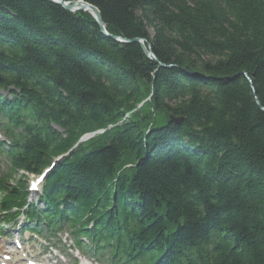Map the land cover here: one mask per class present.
Listing matches in <instances>:
<instances>
[{"label": "trees", "instance_id": "obj_1", "mask_svg": "<svg viewBox=\"0 0 264 264\" xmlns=\"http://www.w3.org/2000/svg\"><path fill=\"white\" fill-rule=\"evenodd\" d=\"M82 1L126 43L0 0L3 221L107 264H264V0Z\"/></svg>", "mask_w": 264, "mask_h": 264}, {"label": "water", "instance_id": "obj_2", "mask_svg": "<svg viewBox=\"0 0 264 264\" xmlns=\"http://www.w3.org/2000/svg\"><path fill=\"white\" fill-rule=\"evenodd\" d=\"M49 1L54 3V4H56V5H58V6H60L66 12H69V13H72V14H75V13H78V12H87V13H89L91 15V17L94 19V21L96 22V24L99 26V28H100V30H101L103 35H105L107 37H110L112 39H115L118 42L126 43V41H124V40L109 36L106 33L105 29H104V25H103V22H102V19H101V16H100L98 10L96 8H94L93 6H91V5L84 3L82 0H78V1H74V2H64L63 0H49ZM134 42H137L141 46L143 52L145 53V55L150 60L155 61L152 53L150 52V48L148 46H147V48L145 47L144 41H142V40H134ZM170 119L175 124H178L181 121V119L173 118L172 116L170 117ZM88 138H90V135L84 136L80 140V142H83V141L87 140Z\"/></svg>", "mask_w": 264, "mask_h": 264}, {"label": "rangeland", "instance_id": "obj_3", "mask_svg": "<svg viewBox=\"0 0 264 264\" xmlns=\"http://www.w3.org/2000/svg\"><path fill=\"white\" fill-rule=\"evenodd\" d=\"M0 141H3V138L2 136H0ZM35 179V177H30V180L33 181ZM1 198V196H0ZM30 200H34V197L31 198ZM0 234V254L4 251V252H7L9 250H12L13 248V241L18 237L17 235V232H12L11 234H6V236L8 237H5V234ZM26 238H27V235L23 236L22 238L20 237V239L25 242L26 241ZM66 242L67 244L69 245L68 243V240L66 239ZM62 246L64 245V242L62 241L61 242ZM23 243H21V247H23ZM25 246L28 247V252L30 254V256H34L36 259H37V255H35L37 252H38V247L36 245H30V244H26ZM64 249H66V247L64 246ZM2 254H5V253H2ZM61 259V260H60ZM60 259L58 260V264L59 263H63V264H67V262L69 261L67 258H62L60 257ZM82 262V261H81ZM81 264V263H80ZM82 264H94V263H88L86 261H83Z\"/></svg>", "mask_w": 264, "mask_h": 264}]
</instances>
